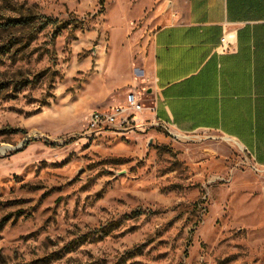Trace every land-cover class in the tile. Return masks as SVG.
Listing matches in <instances>:
<instances>
[{"label": "rangeland", "instance_id": "1", "mask_svg": "<svg viewBox=\"0 0 264 264\" xmlns=\"http://www.w3.org/2000/svg\"><path fill=\"white\" fill-rule=\"evenodd\" d=\"M166 11L0 0V264H264L259 170L244 148L149 118L88 127L128 92L150 104Z\"/></svg>", "mask_w": 264, "mask_h": 264}, {"label": "crops", "instance_id": "2", "mask_svg": "<svg viewBox=\"0 0 264 264\" xmlns=\"http://www.w3.org/2000/svg\"><path fill=\"white\" fill-rule=\"evenodd\" d=\"M161 4L169 22L152 40L153 109L136 115V126L149 118L179 133L217 131L241 143L259 170L264 218V0Z\"/></svg>", "mask_w": 264, "mask_h": 264}, {"label": "built area", "instance_id": "3", "mask_svg": "<svg viewBox=\"0 0 264 264\" xmlns=\"http://www.w3.org/2000/svg\"><path fill=\"white\" fill-rule=\"evenodd\" d=\"M225 42V38L222 39ZM153 107L144 105L137 97L135 92H128L124 104L114 105L105 110H94L89 115V128H107L108 126L119 125L136 126V115L145 111L152 110Z\"/></svg>", "mask_w": 264, "mask_h": 264}, {"label": "trees", "instance_id": "4", "mask_svg": "<svg viewBox=\"0 0 264 264\" xmlns=\"http://www.w3.org/2000/svg\"><path fill=\"white\" fill-rule=\"evenodd\" d=\"M15 23H16L17 25H23V24H25L24 20L21 19V18H15ZM26 23H27V22H26ZM0 26H1V25H0Z\"/></svg>", "mask_w": 264, "mask_h": 264}, {"label": "bare ground", "instance_id": "5", "mask_svg": "<svg viewBox=\"0 0 264 264\" xmlns=\"http://www.w3.org/2000/svg\"><path fill=\"white\" fill-rule=\"evenodd\" d=\"M231 140V139H230ZM232 144L237 146L238 148H242V145L241 143H239L238 141H235V140H231Z\"/></svg>", "mask_w": 264, "mask_h": 264}]
</instances>
